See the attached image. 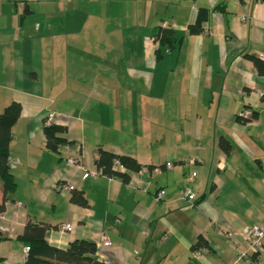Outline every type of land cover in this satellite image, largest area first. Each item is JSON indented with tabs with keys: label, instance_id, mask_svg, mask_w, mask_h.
<instances>
[{
	"label": "crops",
	"instance_id": "0c3cea01",
	"mask_svg": "<svg viewBox=\"0 0 264 264\" xmlns=\"http://www.w3.org/2000/svg\"><path fill=\"white\" fill-rule=\"evenodd\" d=\"M201 9L207 21L191 35ZM6 18L22 19L37 44L16 49L7 79L45 89L18 101L17 189L0 215V264H25L29 247L18 238L29 222L49 226L53 247L95 243L105 263L264 264L246 238L264 223V75L249 58L264 56V0H0ZM159 27L181 42L157 56ZM245 110L252 119H239ZM51 113L66 129L58 152L44 132ZM99 148L144 168L115 166L128 183L93 176ZM193 173L190 202L181 190ZM74 190L88 207L71 203Z\"/></svg>",
	"mask_w": 264,
	"mask_h": 264
},
{
	"label": "trees",
	"instance_id": "16d2710c",
	"mask_svg": "<svg viewBox=\"0 0 264 264\" xmlns=\"http://www.w3.org/2000/svg\"><path fill=\"white\" fill-rule=\"evenodd\" d=\"M208 14L209 11L207 9L199 10L195 23L189 28L191 35H197L203 31V25L207 21ZM155 41L159 44V49L157 50L158 56L160 55V48L164 47L171 50L175 44L181 42V39H177L171 28L159 27L155 36ZM249 58L254 62L259 73L264 75V62L253 56ZM22 111V104L13 101L6 106L4 111L0 114V182L4 195L3 199L0 200V215L6 211L10 195L17 189V182L10 167V146L13 140L12 129L20 119ZM239 119L241 120V118ZM44 126L47 148L53 152H58L59 145L67 141L66 138L63 137V134L66 133V129L54 124L46 125L45 121ZM116 162H119L127 172H139L144 168V166L133 157L116 155L103 148L98 149L95 159L97 171H100L103 176L121 178L124 183H128L130 180L129 173H122L116 170ZM148 167L151 170L154 169L151 166ZM70 201L81 207L86 208L89 206L83 191L74 190ZM48 229V225L39 223L29 222L26 225L23 234L18 238L29 247V253L25 264H111L99 261L96 258L98 252L96 244L87 240L75 241L66 249H60L49 245L45 240ZM205 246L206 243L200 240L195 249Z\"/></svg>",
	"mask_w": 264,
	"mask_h": 264
},
{
	"label": "rangeland",
	"instance_id": "374dc122",
	"mask_svg": "<svg viewBox=\"0 0 264 264\" xmlns=\"http://www.w3.org/2000/svg\"><path fill=\"white\" fill-rule=\"evenodd\" d=\"M22 10L23 8H20L23 16L24 12ZM3 20V22L0 21V113H2L5 107L13 101L18 102L23 100L25 102H34L32 98L35 97L33 96L42 93V90L45 89L36 85L30 86L29 84L23 86L17 84L16 86L15 83H12L7 79V76L5 75V73H7V68L12 62L15 64L19 59L16 57L18 54L16 49H31L37 44L34 40H26L24 38V35L22 34L23 29L21 28V25L23 24L22 19L10 20V18H6ZM30 25L31 23H24L23 27L27 29ZM27 92L32 93L30 94L32 96L28 95ZM46 97L48 99L47 101H35L36 104L39 107H42L44 104H48V102L51 101V96L48 95Z\"/></svg>",
	"mask_w": 264,
	"mask_h": 264
},
{
	"label": "built area",
	"instance_id": "2783aa9c",
	"mask_svg": "<svg viewBox=\"0 0 264 264\" xmlns=\"http://www.w3.org/2000/svg\"><path fill=\"white\" fill-rule=\"evenodd\" d=\"M261 60L264 62V56H261ZM252 112L250 110H245L243 113H241L240 118L247 120V119H252ZM53 119H54V114L51 113L49 114L46 119H45V124L46 125H51L53 124ZM190 163H194L193 160H190ZM115 166H121L119 162L115 163ZM122 168H124L123 166H121ZM168 168H172V165L169 164L167 166ZM154 172L156 173H161L162 172V168H155ZM93 176H99L102 175V173L100 171H97L96 173L92 174ZM88 175H85V177H87ZM196 180V173L191 174L190 176L187 177V185L181 190V199L183 200H187L190 202H193L196 199V196L194 194V192L192 191L191 188V184H193ZM65 189L67 190H72V186H64ZM165 192L164 191H160L157 193L155 200L156 201H160L162 200V198L164 197ZM21 205V204H19ZM71 229V227L69 226V224H62L60 226V230L61 231H69ZM250 247L252 249L253 252H261L264 250V223L260 224V225H256L254 226L250 232L247 234L246 236ZM101 243L106 245V246H111V241L108 238V236L103 235L101 238ZM29 253V248L25 250V255L28 256ZM194 257L196 259H200L202 257V254L200 251H195L194 252ZM246 254L244 253H239L238 254V258H245Z\"/></svg>",
	"mask_w": 264,
	"mask_h": 264
}]
</instances>
